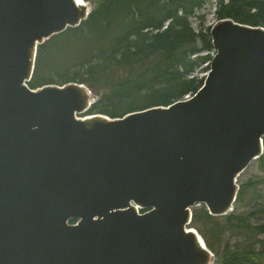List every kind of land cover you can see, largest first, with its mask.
I'll use <instances>...</instances> for the list:
<instances>
[{
	"label": "water",
	"instance_id": "water-1",
	"mask_svg": "<svg viewBox=\"0 0 264 264\" xmlns=\"http://www.w3.org/2000/svg\"><path fill=\"white\" fill-rule=\"evenodd\" d=\"M91 10L0 0V264H214L191 209L229 215L263 154L264 27L217 20L195 94L110 118L83 83L28 85Z\"/></svg>",
	"mask_w": 264,
	"mask_h": 264
},
{
	"label": "trees",
	"instance_id": "trees-1",
	"mask_svg": "<svg viewBox=\"0 0 264 264\" xmlns=\"http://www.w3.org/2000/svg\"><path fill=\"white\" fill-rule=\"evenodd\" d=\"M84 1L92 4L88 18L38 47L30 88L53 84L48 77L39 82L36 76L44 62L46 45L62 37L85 39L72 50L80 59L67 65L63 75L58 74L62 84L83 83L95 91L92 93L97 100L85 115L116 118L149 107L168 106L192 96L201 87L203 77L193 73L196 69L208 70L213 48L209 27L203 28L201 23L194 30L190 19L208 0ZM215 6L217 20L228 18L264 27V0H215ZM78 69H84L83 75ZM51 72L57 73L56 69H49ZM137 101L142 105L134 106ZM256 162L264 171V139L263 154ZM255 185L251 181L239 185L235 201L239 206L253 204L251 200L244 202ZM200 223L204 228L197 232L214 254V264H264V203L222 217L210 216L200 205L192 211L190 225ZM223 242V249L215 250L214 244L221 246Z\"/></svg>",
	"mask_w": 264,
	"mask_h": 264
},
{
	"label": "rangeland",
	"instance_id": "rangeland-1",
	"mask_svg": "<svg viewBox=\"0 0 264 264\" xmlns=\"http://www.w3.org/2000/svg\"><path fill=\"white\" fill-rule=\"evenodd\" d=\"M215 0H208L203 7L198 10L195 13V17H192L190 19L191 25L194 30H198L200 24L202 23L203 28L210 27L213 25L216 21V15H215ZM85 39L82 37H77L73 40L65 39V37L62 38H54L50 41L49 44L46 45L45 48V55L43 57L44 62L42 61L40 65L38 75L36 76L37 79L40 81H43L45 78L48 77V79L53 82V84L61 85L62 81L60 80L59 75H63V70L66 68L67 65H70L73 62H77L80 57L74 56L75 53L72 52L74 48H77L80 46V44ZM213 52L210 53V55ZM203 54L202 52L200 55ZM205 54V53H204ZM43 65V66H42ZM203 65L202 67H204ZM49 69H56V72L49 73ZM80 71V75H83L84 69H78ZM35 72V70H34ZM72 75V70L69 71ZM206 70H200L196 69L193 73L194 76L197 78L204 77L206 75ZM78 77H81L78 75ZM49 81V82H50ZM43 84V83H41ZM44 85V84H43ZM87 86V85H86ZM92 92H95L94 90ZM135 105H142V101H137L134 103ZM124 109V108H123ZM251 181L252 183H255L256 185L252 187V189L248 192V199L246 198V201L244 203H247L251 200L253 202L252 205L247 206L244 204L243 206H239L236 202L234 204V212H241L243 210H250V207L256 206L258 204L264 203V171L261 170L258 166V163L256 161H253L248 168L240 174V176L237 179V183L240 185L242 183H247ZM197 209H200V205L192 207V211H195ZM196 230L204 228L202 224H196V225H190ZM225 242V241H224ZM224 242L221 244V246H217L214 244L215 250H222L224 245ZM219 244V242H218Z\"/></svg>",
	"mask_w": 264,
	"mask_h": 264
}]
</instances>
